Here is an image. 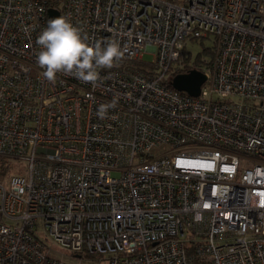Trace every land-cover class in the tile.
<instances>
[{"label": "built area", "instance_id": "2783aa9c", "mask_svg": "<svg viewBox=\"0 0 264 264\" xmlns=\"http://www.w3.org/2000/svg\"><path fill=\"white\" fill-rule=\"evenodd\" d=\"M48 7L123 59L49 82ZM207 35L199 94L176 90ZM45 240L94 264H264V0H0V264H81Z\"/></svg>", "mask_w": 264, "mask_h": 264}, {"label": "clouds", "instance_id": "9594fccd", "mask_svg": "<svg viewBox=\"0 0 264 264\" xmlns=\"http://www.w3.org/2000/svg\"><path fill=\"white\" fill-rule=\"evenodd\" d=\"M36 42L41 48L37 63L49 82H55L57 74L63 73L95 84L99 80V70L117 66L125 55V50L116 41H106L103 46L101 42H91L81 27L63 15L49 19ZM115 107L116 101L101 104L98 117L106 118L109 109Z\"/></svg>", "mask_w": 264, "mask_h": 264}, {"label": "trees", "instance_id": "16d2710c", "mask_svg": "<svg viewBox=\"0 0 264 264\" xmlns=\"http://www.w3.org/2000/svg\"><path fill=\"white\" fill-rule=\"evenodd\" d=\"M164 1H175V0H164ZM49 4H53L50 2ZM204 39L206 42L210 43V45L203 44L202 50L198 51L193 59L190 60L191 52L187 50V47L182 51L180 55V59L177 61V64L173 66L174 71L172 75L176 73L185 72L192 68L203 69L205 65H211L214 61L216 55V41L213 36L207 35L202 38H193L192 41L200 40L202 43Z\"/></svg>", "mask_w": 264, "mask_h": 264}, {"label": "water", "instance_id": "95a60500", "mask_svg": "<svg viewBox=\"0 0 264 264\" xmlns=\"http://www.w3.org/2000/svg\"><path fill=\"white\" fill-rule=\"evenodd\" d=\"M61 16L59 10L54 7L47 8V22ZM206 79L204 72L197 68H192L187 72L176 73L171 79L173 88L179 91H185L190 95L196 96L200 92V87Z\"/></svg>", "mask_w": 264, "mask_h": 264}, {"label": "rangeland", "instance_id": "374dc122", "mask_svg": "<svg viewBox=\"0 0 264 264\" xmlns=\"http://www.w3.org/2000/svg\"><path fill=\"white\" fill-rule=\"evenodd\" d=\"M207 40L204 39V42L202 43L200 40H195V41H190L188 42L187 50L191 52V57L190 60L193 61L196 53L200 50H202V46L205 45H210V43L206 42ZM151 50V48H150ZM144 60L146 61H152L153 59V53L149 52L144 54L143 57ZM45 250L47 253L52 256L53 258L56 259H62L64 261L68 262H81V264H94L93 258L89 255H83L81 256H76L72 254H68L66 250H64L62 247H60L58 244L50 241V240H45Z\"/></svg>", "mask_w": 264, "mask_h": 264}]
</instances>
